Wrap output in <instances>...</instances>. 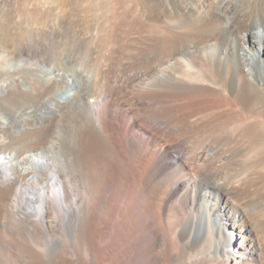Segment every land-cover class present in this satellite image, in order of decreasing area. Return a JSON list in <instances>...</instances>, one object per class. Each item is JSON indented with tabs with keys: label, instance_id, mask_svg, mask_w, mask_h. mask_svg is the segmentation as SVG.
<instances>
[{
	"label": "bare ground",
	"instance_id": "1",
	"mask_svg": "<svg viewBox=\"0 0 264 264\" xmlns=\"http://www.w3.org/2000/svg\"><path fill=\"white\" fill-rule=\"evenodd\" d=\"M0 264H264V0H0Z\"/></svg>",
	"mask_w": 264,
	"mask_h": 264
},
{
	"label": "rangeland",
	"instance_id": "2",
	"mask_svg": "<svg viewBox=\"0 0 264 264\" xmlns=\"http://www.w3.org/2000/svg\"><path fill=\"white\" fill-rule=\"evenodd\" d=\"M53 68H55V69H63V68H59V67H57V66H53ZM64 72V71H63ZM66 73H68V74H72V73H70V72H66ZM90 104H91V102H89ZM190 214V212L188 213V215ZM223 226H225V230L226 231H228L229 230V226H231V222H228V221H224L223 223ZM77 242H79V241H77ZM69 244H70V246L71 245H73V242L72 241H70L69 242ZM34 245V244H33ZM77 245H79V243H77ZM35 247H36V245H34ZM38 248V250H40V248L39 247H37ZM41 251L43 252V250L41 249ZM84 251V250H83ZM7 252L8 253H10L11 251H10V249H7ZM232 253L234 254V257H238V253L235 251V250H233L232 251ZM240 256V255H239ZM240 259H241V257H239ZM239 258H236L237 260H240Z\"/></svg>",
	"mask_w": 264,
	"mask_h": 264
}]
</instances>
